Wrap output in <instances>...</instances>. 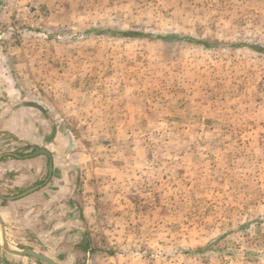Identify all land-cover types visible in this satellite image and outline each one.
Here are the masks:
<instances>
[{"label":"rangeland","instance_id":"rangeland-1","mask_svg":"<svg viewBox=\"0 0 264 264\" xmlns=\"http://www.w3.org/2000/svg\"><path fill=\"white\" fill-rule=\"evenodd\" d=\"M0 17L2 72L35 89L79 179L88 254L68 264H264V0H4Z\"/></svg>","mask_w":264,"mask_h":264},{"label":"crops","instance_id":"crops-1","mask_svg":"<svg viewBox=\"0 0 264 264\" xmlns=\"http://www.w3.org/2000/svg\"><path fill=\"white\" fill-rule=\"evenodd\" d=\"M34 92L21 88L15 77L4 76L0 66V217L11 249L32 250L68 264L69 256L88 254L79 179L62 163L60 130ZM1 242L0 234V264H43L7 253ZM112 259L117 264H148L143 257L118 256L107 264Z\"/></svg>","mask_w":264,"mask_h":264},{"label":"water","instance_id":"water-1","mask_svg":"<svg viewBox=\"0 0 264 264\" xmlns=\"http://www.w3.org/2000/svg\"><path fill=\"white\" fill-rule=\"evenodd\" d=\"M46 153V152H45ZM48 157H49V172H52V162H51V157L50 155L47 153ZM0 234H1V238H2V242H1V247L9 254L11 255H16L18 256H28V257H32L40 262H42L43 264H58L57 262H55L54 260L40 254L37 253L35 251L32 250H23V251H15L13 249H11L8 245V243L6 242L5 239V233H4V226H3V222L2 219L0 217Z\"/></svg>","mask_w":264,"mask_h":264},{"label":"trees","instance_id":"trees-1","mask_svg":"<svg viewBox=\"0 0 264 264\" xmlns=\"http://www.w3.org/2000/svg\"><path fill=\"white\" fill-rule=\"evenodd\" d=\"M86 246V245H85ZM87 247V246H86ZM86 247H85V249H86Z\"/></svg>","mask_w":264,"mask_h":264}]
</instances>
